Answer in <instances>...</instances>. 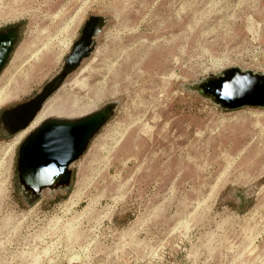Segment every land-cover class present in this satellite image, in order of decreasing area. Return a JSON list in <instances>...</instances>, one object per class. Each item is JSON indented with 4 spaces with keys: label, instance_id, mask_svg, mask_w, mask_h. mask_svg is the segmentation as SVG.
Masks as SVG:
<instances>
[{
    "label": "rangeland",
    "instance_id": "374dc122",
    "mask_svg": "<svg viewBox=\"0 0 264 264\" xmlns=\"http://www.w3.org/2000/svg\"><path fill=\"white\" fill-rule=\"evenodd\" d=\"M93 14L109 16L94 52L37 115L118 107L71 185L36 199L17 169L30 132L3 134L0 119V264H130L163 240H183L198 264H264V106L181 87L264 72V0H0V30L22 23L0 116L61 69Z\"/></svg>",
    "mask_w": 264,
    "mask_h": 264
},
{
    "label": "water",
    "instance_id": "95a60500",
    "mask_svg": "<svg viewBox=\"0 0 264 264\" xmlns=\"http://www.w3.org/2000/svg\"><path fill=\"white\" fill-rule=\"evenodd\" d=\"M108 20L107 15L89 16L61 69L32 98L3 110L0 119L9 135L28 127L48 98L92 55ZM21 32L22 23L0 30V74ZM181 87L227 109L264 106V72L234 66L194 82H183ZM118 103L106 102L76 118L48 117L31 130L18 152V178L24 190L36 199L45 189L69 187L73 176L71 164L85 153L95 135L114 116Z\"/></svg>",
    "mask_w": 264,
    "mask_h": 264
},
{
    "label": "built area",
    "instance_id": "2783aa9c",
    "mask_svg": "<svg viewBox=\"0 0 264 264\" xmlns=\"http://www.w3.org/2000/svg\"><path fill=\"white\" fill-rule=\"evenodd\" d=\"M208 264L210 263L207 260ZM130 264H198L183 240L161 241L152 250H146L144 257L130 261Z\"/></svg>",
    "mask_w": 264,
    "mask_h": 264
},
{
    "label": "bare ground",
    "instance_id": "6f19581e",
    "mask_svg": "<svg viewBox=\"0 0 264 264\" xmlns=\"http://www.w3.org/2000/svg\"><path fill=\"white\" fill-rule=\"evenodd\" d=\"M7 100L8 99H6L5 101H7ZM41 121H42V117L40 115H37L34 118V120L30 123V125L28 127H26L25 129H23V130H21L19 132L17 139L20 140L21 138H23L28 132H30L31 130H33L34 128H36L40 124Z\"/></svg>",
    "mask_w": 264,
    "mask_h": 264
},
{
    "label": "flooded vegetation",
    "instance_id": "af4514ba",
    "mask_svg": "<svg viewBox=\"0 0 264 264\" xmlns=\"http://www.w3.org/2000/svg\"><path fill=\"white\" fill-rule=\"evenodd\" d=\"M3 134L7 133V130L3 127Z\"/></svg>",
    "mask_w": 264,
    "mask_h": 264
}]
</instances>
